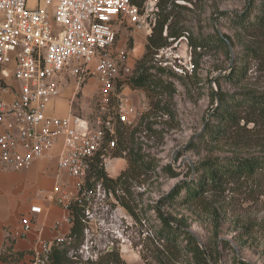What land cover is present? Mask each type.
<instances>
[{"label": "rangeland", "instance_id": "1", "mask_svg": "<svg viewBox=\"0 0 264 264\" xmlns=\"http://www.w3.org/2000/svg\"><path fill=\"white\" fill-rule=\"evenodd\" d=\"M246 2L219 0V11H242ZM183 5L187 7L181 12L185 19L183 25L189 28L191 36L205 39L206 48L195 53L188 41L183 39L172 46L170 58L159 53L153 62L144 64L168 85L167 92L150 98L146 91L129 86V80L136 74L138 64L146 53L149 35L147 31L133 30L126 21L122 26L126 29L118 32L117 42L122 43L123 47L119 49L128 55L121 67L124 70L115 92L103 96L94 77L88 78L80 86L76 84V77L67 78L62 93L67 104L65 113L81 116L96 128L99 122L119 126L120 106L124 99H128L125 109H128L133 125L122 123L118 138L120 141H130L137 148L141 147L142 153L152 159L156 167L148 175L132 182L131 195L118 192L124 201L137 206L139 220L130 216L112 192V196L106 195L96 200L90 233L85 236L84 243L67 245L70 256L76 255L77 261L83 264L88 260H98L106 251L114 248L129 264H159L155 261V253L163 250V247L152 236V226L158 225L152 207L160 197L169 194L182 180L194 179L196 174L191 168L213 155L264 154V149L260 148H235L230 145L235 143L232 136H227L222 144L192 146L193 141L200 140L205 124L217 107L214 94H237L243 89L264 91V74L256 73L254 63L250 62L248 80L230 82L226 78L227 69L238 62L241 45L233 50L229 60L223 45L217 39L210 38L218 31L220 35L235 38L238 30L226 17L213 22L210 1L204 0L198 7L189 3ZM190 62L195 66L193 71L187 70ZM160 69H164V72ZM115 159L119 162L123 158ZM124 161L126 170L128 163ZM116 162L110 158L104 163L110 177L124 171L120 172ZM166 167L170 170H164ZM230 182L222 191L206 193L205 200L180 206L178 202L175 206L167 207V210L188 223L189 230L202 247L213 251L217 249L218 254L214 252L216 264H237L239 261L264 264V175ZM184 258L180 257L174 264H186Z\"/></svg>", "mask_w": 264, "mask_h": 264}, {"label": "built area", "instance_id": "2", "mask_svg": "<svg viewBox=\"0 0 264 264\" xmlns=\"http://www.w3.org/2000/svg\"><path fill=\"white\" fill-rule=\"evenodd\" d=\"M158 2L144 0L139 7L132 0H0V161L7 169L28 171L60 144L58 166L71 180L47 196L65 215L54 224V241L34 247L32 264H52L54 251L71 243L74 204L85 208L87 236L96 200L112 196L101 184L93 190L86 185L97 156L105 163L116 146L112 123L99 122L96 128L81 116H59L50 108L68 76L76 77L78 86L96 78L103 96L115 92L128 55L117 46L115 26L126 21L136 31L151 33ZM188 35L181 40L188 41ZM171 48L159 53L168 59ZM188 66V71L195 69L191 62ZM127 100L119 119L132 126ZM42 213L40 206L31 207L14 236L26 238Z\"/></svg>", "mask_w": 264, "mask_h": 264}, {"label": "trees", "instance_id": "3", "mask_svg": "<svg viewBox=\"0 0 264 264\" xmlns=\"http://www.w3.org/2000/svg\"><path fill=\"white\" fill-rule=\"evenodd\" d=\"M207 1L211 2L210 8L213 11L211 19L214 23L221 17H226L238 30L235 38L226 34L220 35L219 31L210 38L217 39L218 43L223 45L229 60L232 58L233 50L235 51L237 46L241 45L238 51V62L227 69L226 78L230 82L248 80V74L251 71L250 62L254 63L256 73L264 74V0H246L244 9L237 12L219 11V0ZM132 2L141 7L144 0H132ZM203 2L204 0H159L156 22L147 38L146 53L138 64L136 74L128 83L132 89L144 90L150 98H156L168 91V85L152 73V68L144 67V64L153 62L161 49L173 46L186 34H189L188 45L195 53L198 49L206 48L205 39L191 36L189 28L183 25L185 19L181 13L182 9H187L183 3L198 7L199 3ZM160 70L164 72V69ZM216 82L220 83L217 79ZM214 100L217 107L205 124L200 140L193 141L192 146L222 144L227 136H232L235 143L230 145L239 150L250 147L264 149V91L243 89L237 94L218 92L214 94ZM112 125L116 146L108 150L107 156L125 159L128 167L119 176L112 178L106 173L105 164L99 154L92 165L86 185L89 190H93L101 184L106 191L116 196L120 205L129 212L131 217L139 220L137 206L124 201L118 196V192L122 191L131 195L132 182L148 175L156 167L153 166L152 159L142 153L141 147H135L130 141H120L117 134L121 131V122L119 126L114 123ZM191 169L196 174L194 179L182 180L169 194L160 197L152 207L158 222L157 226H152V236L163 247V250L155 253V261L159 264H174L182 256L186 257L184 258L186 264L217 263V249L213 251L202 247L197 237L189 230L188 223L167 210V207L175 206L178 202L180 206L202 201L205 200L206 193L222 191V188L230 181L232 183L236 180L253 179L264 175V154H234L224 157L213 155ZM164 170L170 169L166 167ZM183 193L184 198L178 201ZM71 215L74 225L71 231L72 241L69 245L75 242L82 245L85 241L86 229L85 208L74 204ZM3 258L2 255L0 260ZM77 260L76 255L70 256L67 245L56 249L52 256V264H83ZM85 264L129 263L114 248L106 251L98 260H88ZM237 264L245 263L239 261Z\"/></svg>", "mask_w": 264, "mask_h": 264}, {"label": "crops", "instance_id": "4", "mask_svg": "<svg viewBox=\"0 0 264 264\" xmlns=\"http://www.w3.org/2000/svg\"><path fill=\"white\" fill-rule=\"evenodd\" d=\"M122 26L123 22L116 24L117 34L126 29ZM118 43V48L122 49V43ZM63 99L61 95L53 103L51 113L59 116L67 114V104ZM60 151L59 144L50 156L36 162L28 171L7 169L0 161V257L4 256L0 264H32V250L37 243L54 241V224L65 215V211L49 201L47 196L57 185L65 186L71 182L67 174L59 169L57 157ZM119 160L116 165L121 172L126 167L124 159ZM33 206H40L43 213L35 218L32 233L26 238H16L14 232L21 227V218L30 215Z\"/></svg>", "mask_w": 264, "mask_h": 264}]
</instances>
